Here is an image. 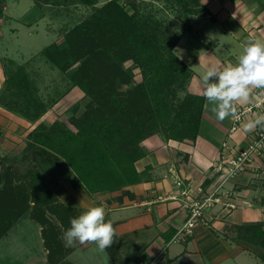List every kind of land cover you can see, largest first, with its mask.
I'll use <instances>...</instances> for the list:
<instances>
[{
    "label": "crops",
    "instance_id": "crops-1",
    "mask_svg": "<svg viewBox=\"0 0 264 264\" xmlns=\"http://www.w3.org/2000/svg\"><path fill=\"white\" fill-rule=\"evenodd\" d=\"M201 2L213 20L197 23L193 34L184 35L175 46L183 50L182 60L194 71L188 89L195 94H202L201 77L208 65L216 61L235 64L245 41L264 40V0ZM0 5L1 175L8 166L15 171L8 159L25 158L29 133L46 119H55L67 103L60 100L57 107L46 106L39 117L29 118L1 101L9 75L20 66L30 71L33 67L29 61L43 57L41 52L52 40L53 31L49 30L47 18L28 21L35 0H1ZM199 28L204 33L200 41L194 35ZM40 32L47 45L37 43L36 47L34 41ZM259 90L262 89L253 90L249 102L236 106L246 108L254 103L259 99ZM69 94L67 101L79 94V87L71 86ZM255 116L253 112L244 114L241 126L233 131L232 116L219 121L210 106H205L196 140L168 138L157 131L142 142L145 155L136 162L137 170L143 173L141 182L97 193L66 181L55 188L56 192L52 187L61 203L75 207L81 214L91 206H105V219L116 229V259L107 249L101 253L94 243L81 245L77 241L62 259L65 264H264L262 244L245 238L252 232L239 236L237 228L264 223V157H257L256 165L222 189L226 193L223 201L237 204L236 208L229 210L219 203L207 211L209 226L197 224L186 241L173 239L187 218L186 200L202 195L216 182L215 165L223 156L224 143L240 149L254 140L258 126L246 131L244 125ZM179 180L183 185L178 184ZM30 222L38 225L37 232L29 229ZM42 228L30 214H24L0 239V264H62L63 261L52 262Z\"/></svg>",
    "mask_w": 264,
    "mask_h": 264
},
{
    "label": "trees",
    "instance_id": "trees-1",
    "mask_svg": "<svg viewBox=\"0 0 264 264\" xmlns=\"http://www.w3.org/2000/svg\"><path fill=\"white\" fill-rule=\"evenodd\" d=\"M195 2L197 13L202 2ZM66 41L64 48L48 45L43 54L64 71L81 61L70 78L92 102L77 121L76 130L61 122H41L29 133L27 146L38 163L24 176L11 167L0 175V179L8 177L0 189V239L29 213L43 227L51 252L47 225L67 230L70 219L78 215L74 207L61 203L51 188L49 165L72 169L73 185H83L90 193L139 183L143 173L137 170L136 162L145 155L142 142L157 131L168 138L196 140L206 102L202 94L187 91L194 71L173 55L176 41L164 38L157 20L137 10L129 12L118 0L108 1L87 22L78 24L68 32ZM127 60L140 67V83L131 84L132 70L124 66ZM21 67L7 78L1 101L29 118H37L45 107L33 98L29 77ZM124 85L129 86L121 88ZM237 228L239 236L252 232L245 238L264 247V223ZM107 250L116 259L113 245Z\"/></svg>",
    "mask_w": 264,
    "mask_h": 264
},
{
    "label": "rangeland",
    "instance_id": "rangeland-1",
    "mask_svg": "<svg viewBox=\"0 0 264 264\" xmlns=\"http://www.w3.org/2000/svg\"><path fill=\"white\" fill-rule=\"evenodd\" d=\"M108 1L111 0H35V5L32 8L31 15L28 17V21L35 20L39 17L47 18L49 30L51 29L53 31L51 36L52 40L49 42V45L57 44L59 47L64 48L68 45L66 41V35L68 32H70L78 24L87 22L89 18H91V15L95 14V12H97V10L104 6ZM186 1L187 6H184V0H118L119 4L125 6L129 12L133 13L135 10H137L140 13H145L151 16L154 20H157L159 22L160 28L162 29V33L164 34V38L170 37L172 41H176V45L184 35L193 34L192 31L194 28H196L197 23L204 21L208 23L207 20H213V16H211V14H207V12L204 11L205 8L203 4L201 11L194 13L196 10H199V5L195 2V0ZM0 8H2L1 5ZM213 14L214 13H212V15ZM203 15H207L208 17L204 18L202 17ZM198 25H201V23ZM43 30L45 32L47 29L43 27ZM41 34L43 33L40 32L38 40L34 41V46L36 47L38 46L37 43L43 46L47 45V43L45 44L44 40L41 38ZM203 34L204 33L202 29L200 30V28L198 31H196V33H194L195 37L199 41L201 40V36H203ZM29 45H31L30 42ZM10 46L15 47L14 44H10ZM185 47L187 46L185 45ZM42 53L43 52H41V54ZM29 62H31L30 65L33 67L30 71H28L25 67L21 68L24 69L29 77L34 93L33 98L38 100V102H41L43 105L42 107L49 106L51 109H53L55 106L57 107L60 100H64V102L66 101L65 103H67L60 115L52 120L46 119L45 123L50 125L55 122H61L67 127L76 130L77 121L92 102L91 96L87 95L80 86H77L79 87V94H74V96H71L70 101L66 100V98L70 96V94L67 95V93H69L71 86H74L70 77L80 67L81 61L77 62L65 71L51 63L47 57H44V55L38 59L32 58V60ZM44 62H46V64H44ZM124 66L127 69L132 70L133 77L131 84H137L143 80L141 69L134 62V60L125 61ZM128 86L129 85H124L121 86V88L126 89ZM48 88L49 91H51L50 94L48 93ZM187 91H189L188 87ZM73 93L75 92H72L71 94ZM67 99L69 100V98ZM261 127L262 126L257 127L254 140L257 138V132L261 129ZM24 154H29V157L26 159L23 157H15V159L7 160L8 165H12L19 176H24L30 168L38 163V161L35 159L33 150L28 149ZM257 157H264V149ZM255 160L253 166L256 165ZM218 163L219 162H217V164ZM217 164L215 166H217ZM7 168H10V166ZM47 170V180L51 188L53 187L54 191L58 185H63L65 181L69 185L73 184L72 181L74 180V173L69 167L49 165ZM7 179L8 177L5 176L3 179H0V181H2V184H4V181ZM2 187L3 185L0 188ZM56 194L59 197V194ZM76 212L78 216L81 214L79 211H77V209ZM46 213L54 222H57L56 217L51 212L47 211ZM30 225L31 227H29V229H34L35 232L38 231V225L34 224V222H30ZM59 227V229H52L49 227V225H47V243L50 242V244L53 246L52 262L63 261L62 259L70 253L71 249H73L71 246H65L62 237L66 229L62 226ZM18 228L15 230H21L22 226L21 228ZM43 231L44 230L42 228V232ZM112 245L113 247L115 246L114 243ZM65 263L66 261L64 260L62 264Z\"/></svg>",
    "mask_w": 264,
    "mask_h": 264
},
{
    "label": "clouds",
    "instance_id": "clouds-1",
    "mask_svg": "<svg viewBox=\"0 0 264 264\" xmlns=\"http://www.w3.org/2000/svg\"><path fill=\"white\" fill-rule=\"evenodd\" d=\"M173 55L183 59V50L177 47ZM201 88L205 106H210L217 120L235 117L237 104L249 102L254 89H264V40L245 41L235 64L216 61L208 65L201 77ZM257 126H264V114H257L244 128L252 131ZM105 217V206L97 205L71 218L70 227L62 237L65 246H73L77 241L81 245L94 243L99 252H105L115 242L116 235L113 223Z\"/></svg>",
    "mask_w": 264,
    "mask_h": 264
},
{
    "label": "built area",
    "instance_id": "built-area-1",
    "mask_svg": "<svg viewBox=\"0 0 264 264\" xmlns=\"http://www.w3.org/2000/svg\"><path fill=\"white\" fill-rule=\"evenodd\" d=\"M258 93L259 99L248 107L239 108L236 106V116L233 117V131L241 126L243 116L247 112L264 114V89L259 90ZM263 149L264 126L257 132V138L245 148L237 149L224 143L223 156L216 166L218 173L217 180L202 195H197L186 200L187 218L174 236L173 239L175 241H186L188 236L193 235L197 224L209 226L210 220L207 217V211L217 204L223 203L224 207L226 206L229 210L237 207L233 202L223 201V195H226V193L222 192V189L227 182L233 180L243 171L253 167L255 158L262 153ZM178 184L183 185V181L179 180ZM183 194L188 195L189 192L183 191Z\"/></svg>",
    "mask_w": 264,
    "mask_h": 264
}]
</instances>
